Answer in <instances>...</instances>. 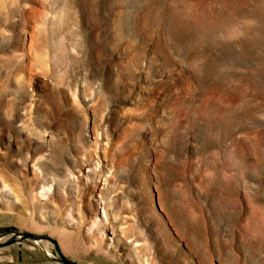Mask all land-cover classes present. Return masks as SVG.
Listing matches in <instances>:
<instances>
[{
    "label": "rangeland",
    "instance_id": "obj_1",
    "mask_svg": "<svg viewBox=\"0 0 264 264\" xmlns=\"http://www.w3.org/2000/svg\"><path fill=\"white\" fill-rule=\"evenodd\" d=\"M76 264H264V0H0V243ZM0 264H60L18 240Z\"/></svg>",
    "mask_w": 264,
    "mask_h": 264
},
{
    "label": "water",
    "instance_id": "obj_2",
    "mask_svg": "<svg viewBox=\"0 0 264 264\" xmlns=\"http://www.w3.org/2000/svg\"><path fill=\"white\" fill-rule=\"evenodd\" d=\"M31 240V241H48L50 242L54 247L56 253L59 255L60 264H76L67 258H65L61 252L59 251L57 247V243L55 240L49 238L48 236H39L31 233H16L12 234L10 237H8V240L5 242L0 243V249L8 247L14 243H16L18 240Z\"/></svg>",
    "mask_w": 264,
    "mask_h": 264
}]
</instances>
